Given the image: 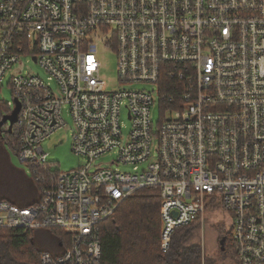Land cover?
Masks as SVG:
<instances>
[{
  "label": "built area",
  "instance_id": "built-area-1",
  "mask_svg": "<svg viewBox=\"0 0 264 264\" xmlns=\"http://www.w3.org/2000/svg\"><path fill=\"white\" fill-rule=\"evenodd\" d=\"M100 48L115 54L117 89L101 78ZM23 58L46 79L23 73ZM17 104L16 121L1 123ZM63 109L84 159L68 171L41 146ZM10 136L38 200L0 199V229L67 236L38 264H100V223L144 187L159 189L163 252L175 229L220 210L237 264H264V0H0V137Z\"/></svg>",
  "mask_w": 264,
  "mask_h": 264
},
{
  "label": "trees",
  "instance_id": "trees-1",
  "mask_svg": "<svg viewBox=\"0 0 264 264\" xmlns=\"http://www.w3.org/2000/svg\"><path fill=\"white\" fill-rule=\"evenodd\" d=\"M1 144L14 151L16 139L4 137ZM8 163L0 148V167L8 170L0 176V199L20 206L37 202L35 181L12 171ZM160 206L161 198L156 187L141 188L122 200L114 213L100 223V264H200V245L186 242L198 221L175 229L169 249L166 252L161 250ZM37 232L46 236L47 243L37 241ZM223 236L224 250H220L230 252L236 259L230 232L223 231ZM59 240L66 244L67 236L57 228L25 232L0 229V264H38L40 253L54 251Z\"/></svg>",
  "mask_w": 264,
  "mask_h": 264
},
{
  "label": "rangeland",
  "instance_id": "rangeland-1",
  "mask_svg": "<svg viewBox=\"0 0 264 264\" xmlns=\"http://www.w3.org/2000/svg\"><path fill=\"white\" fill-rule=\"evenodd\" d=\"M98 58L101 64V78L105 81L108 90H114L120 87L116 73V57L112 51L104 50L100 48L98 50ZM23 70L22 72H31L38 74L44 80L46 74L32 59H22ZM20 64L16 67L19 68ZM9 77H6L3 81V87L1 88V96L6 101L13 102V96L9 87H7ZM135 88H143L150 90L152 85L145 83H137L133 85ZM153 121L157 123L163 114L160 112L158 106L152 108ZM62 117L65 121V125L56 129L49 138L42 141L41 146L44 152L47 154V159L54 164L53 168H58L60 171H68L79 167L83 164L84 159L82 156L76 155L72 149V134H73V121L66 109L62 111ZM122 132L126 135L129 131V119L126 115V111L123 108L121 113ZM2 143L0 137V148L5 153L9 163L8 168L12 171L21 174L25 179H31L30 172L25 163L21 162L18 155L6 148ZM115 154L110 153L102 156L97 162L103 164H109L115 159ZM118 168L121 171L132 172L133 167L128 165H114L113 168ZM142 169V166L139 167ZM7 169L0 167V176ZM8 171V170H7ZM10 172V171H9ZM229 221L220 210L213 211L207 209L205 217L202 222H198L193 228L189 239L186 241L188 244L198 243L201 247L200 264H237L236 259L230 252H222L220 250L219 240L222 232L229 231ZM40 231V230H35ZM37 241L47 243V238L44 234L37 232ZM49 241V240H48ZM232 245V244H231Z\"/></svg>",
  "mask_w": 264,
  "mask_h": 264
},
{
  "label": "water",
  "instance_id": "water-1",
  "mask_svg": "<svg viewBox=\"0 0 264 264\" xmlns=\"http://www.w3.org/2000/svg\"><path fill=\"white\" fill-rule=\"evenodd\" d=\"M18 109H19V105L17 104V106L14 109L12 115L3 117L1 123H3L4 121L8 120L10 122V124L12 125L16 121V115H17ZM224 242H225V237L223 236L219 240V245H220V249L221 250H224Z\"/></svg>",
  "mask_w": 264,
  "mask_h": 264
}]
</instances>
